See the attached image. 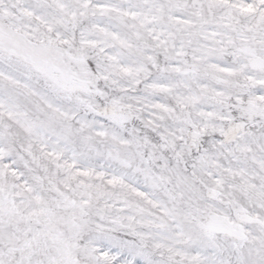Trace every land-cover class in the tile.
Returning <instances> with one entry per match:
<instances>
[{
	"label": "snow or ice",
	"instance_id": "obj_1",
	"mask_svg": "<svg viewBox=\"0 0 264 264\" xmlns=\"http://www.w3.org/2000/svg\"><path fill=\"white\" fill-rule=\"evenodd\" d=\"M0 264H264V0H0Z\"/></svg>",
	"mask_w": 264,
	"mask_h": 264
}]
</instances>
